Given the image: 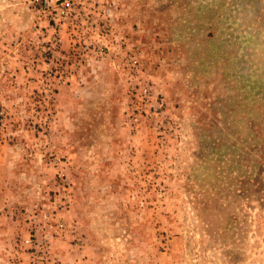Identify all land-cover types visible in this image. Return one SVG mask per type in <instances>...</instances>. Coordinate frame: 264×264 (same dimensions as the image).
<instances>
[{
  "label": "rangeland",
  "instance_id": "obj_1",
  "mask_svg": "<svg viewBox=\"0 0 264 264\" xmlns=\"http://www.w3.org/2000/svg\"><path fill=\"white\" fill-rule=\"evenodd\" d=\"M0 264H264V0H0Z\"/></svg>",
  "mask_w": 264,
  "mask_h": 264
},
{
  "label": "built area",
  "instance_id": "obj_2",
  "mask_svg": "<svg viewBox=\"0 0 264 264\" xmlns=\"http://www.w3.org/2000/svg\"><path fill=\"white\" fill-rule=\"evenodd\" d=\"M59 2L60 13L63 14L64 11L68 10L70 7V0H56Z\"/></svg>",
  "mask_w": 264,
  "mask_h": 264
}]
</instances>
